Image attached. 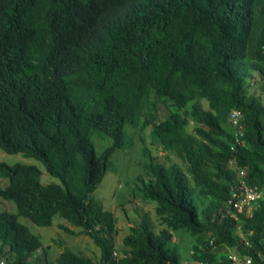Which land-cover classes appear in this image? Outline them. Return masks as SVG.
Masks as SVG:
<instances>
[{"label": "clouds", "instance_id": "obj_1", "mask_svg": "<svg viewBox=\"0 0 264 264\" xmlns=\"http://www.w3.org/2000/svg\"><path fill=\"white\" fill-rule=\"evenodd\" d=\"M86 2L92 23L63 24L48 16L42 31L14 30L8 43L0 42V155H23L44 168L0 161V180L8 181L0 188V229H15L5 248L0 242V264H102L106 246L71 223L69 213L90 203L80 198L81 190L110 215L116 261L139 258L145 243L162 246L168 221L177 215L160 200L185 207L190 192L183 189L196 187L191 165L179 153L236 173L221 219L240 225L264 198L247 182L241 151L258 156L243 138L262 128L247 99L264 113V72L243 51L257 29L264 31V0ZM2 8L4 0L0 23L7 20ZM95 139L111 144L99 153ZM57 140L65 143L63 153H51ZM130 151L141 173L125 168L118 187L127 182L128 189L101 201L97 190L122 169L117 163ZM149 164L162 167V187L183 189L165 187L151 196L147 189L156 178ZM253 170L261 175L256 162ZM57 189L74 200L60 198ZM113 203L129 221L120 248L119 215L106 205ZM21 219L50 230L34 234ZM183 233L174 236L176 243L187 238ZM83 236L98 257L74 250L72 243ZM231 259L237 264L239 256Z\"/></svg>", "mask_w": 264, "mask_h": 264}, {"label": "trees", "instance_id": "obj_2", "mask_svg": "<svg viewBox=\"0 0 264 264\" xmlns=\"http://www.w3.org/2000/svg\"><path fill=\"white\" fill-rule=\"evenodd\" d=\"M4 3L7 8H2L1 12H5L7 20L0 23V42L3 43L9 42V35L14 30L23 29L28 32L36 27L34 31H42L43 19L48 16L54 17L63 24H70L77 19L85 23L94 21L86 0H4ZM42 9L44 13L39 16ZM248 43L250 47L243 52L258 69L264 72V61L259 62L264 57V31L257 29ZM254 58L258 62H255ZM247 103L251 117L262 128L254 127L252 132L244 135L243 140L259 157L253 155L251 151L242 149V153L247 156L243 166L249 170L247 178L249 185L255 186L264 193V113L258 111L250 99H247ZM93 130L98 131V128L93 127ZM64 151L65 143L59 140L51 149V153L57 154ZM179 155L188 159L190 169L195 176L196 187L183 189L176 185L165 186L169 189H183L187 193L189 190L188 197H184L185 207L160 200L161 203L171 207V214L177 216L168 221L170 232L163 233L161 240L163 245L143 244L140 249L141 256L134 260L119 262L115 260L113 245L109 244L114 230L110 215L104 213L100 204L94 199L85 196L83 190L80 191V198L90 203L79 205L74 214L69 213L71 223L83 227L96 242L106 246L107 254L102 264H232L231 256L234 255L239 256L237 264H245L248 258L252 260V264H264V198L255 203L256 210L252 218L241 216L243 220L240 225L232 218L221 219L219 209L227 201V185L236 184V173L227 170L220 163L204 164L192 159L190 155L184 156L181 153ZM254 162L257 163L261 175L253 170ZM148 168L153 170L156 184L151 185L147 190L152 193L151 196H156L157 192L165 190V187H162L164 186L162 167L158 166L154 169V165L149 164ZM56 191L60 198L66 201L74 200L60 190ZM199 203L204 204V209L198 207ZM98 225L101 229L96 231ZM89 230L93 232L90 233ZM14 231L15 229L11 227L0 229V242L3 248L7 246L6 242L12 238ZM181 231L191 235L187 240L188 253L185 256L181 248L184 238L177 240V243L174 241V236ZM87 262L93 264L89 260Z\"/></svg>", "mask_w": 264, "mask_h": 264}, {"label": "rangeland", "instance_id": "obj_3", "mask_svg": "<svg viewBox=\"0 0 264 264\" xmlns=\"http://www.w3.org/2000/svg\"><path fill=\"white\" fill-rule=\"evenodd\" d=\"M95 146L97 148V151L100 153L101 149L103 146H107L109 144H111V141L108 139H95L94 140ZM137 150V148H136ZM157 154H159L161 157H165V155H163L160 151L156 152ZM123 158V155H119L118 159L121 160ZM137 158H135V155L132 154V152H127L124 155V160L122 162V164L119 162L117 163V168L122 169L120 171H118L117 173H112L107 175V177L105 178L103 184L99 187V189L96 192V196L98 199H100L103 202L106 201H111L112 199V195L113 194H120L123 191H126L128 189L127 187V182L123 183V186L121 188L118 187V177L120 174L125 173V168L129 171V172H139L141 173V168L136 167V160ZM0 161L5 162L7 164L10 165H14L16 163H27V164H36L38 165L41 169H44L42 164L36 160L33 159H25V157L23 155H6V154H1L0 155ZM0 188L1 187H5L6 185H8V181L5 179H1L0 180ZM133 192V191H132ZM122 196V195H121ZM121 202L124 204V201L121 200ZM138 205L141 204V202H137ZM10 205L13 209L14 212H16V206L10 202ZM113 212L115 211L117 215H119V227H120V234L118 236V247H121V242L123 240V238L126 235V228H127V224L129 223L128 220H125L124 218L121 217L120 215V210L119 207L117 205V203H113V204H106ZM3 208L2 206H0V212L3 210L1 209ZM128 211H129V215L132 216L133 213L131 212V207L128 206L127 207ZM138 215V214H136ZM21 222L25 225H27L31 232L34 234H43L47 231H49L50 229L48 228H41V227H37L34 224H32L30 221L26 220V219H21ZM56 233V231L53 229L51 232L45 234L47 238L54 236ZM184 237V242L181 244V248H182V254L183 256H185L188 252H187V240L191 238V235L187 232L183 233ZM176 240V239H175ZM73 247H76L74 250L76 252H81L82 254H84L86 256V253L94 255L96 257L99 256V252L98 250L91 244V240L86 237H80L74 240V242L72 243Z\"/></svg>", "mask_w": 264, "mask_h": 264}, {"label": "built area", "instance_id": "obj_4", "mask_svg": "<svg viewBox=\"0 0 264 264\" xmlns=\"http://www.w3.org/2000/svg\"><path fill=\"white\" fill-rule=\"evenodd\" d=\"M246 264H252V260L251 259H247Z\"/></svg>", "mask_w": 264, "mask_h": 264}]
</instances>
